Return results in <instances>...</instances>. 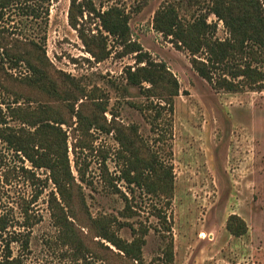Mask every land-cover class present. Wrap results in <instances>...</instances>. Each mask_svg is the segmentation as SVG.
<instances>
[{
    "label": "rangeland",
    "instance_id": "374dc122",
    "mask_svg": "<svg viewBox=\"0 0 264 264\" xmlns=\"http://www.w3.org/2000/svg\"><path fill=\"white\" fill-rule=\"evenodd\" d=\"M211 6L212 0H76L71 9V0H35L0 9V107L7 114L8 105L46 106L63 120L73 178L69 221L76 234L75 243L64 244L51 218L55 187L49 170L32 168L0 140V256L11 253L17 264H133L98 237L94 221L112 215L132 226L118 232L127 242L133 229L147 230L142 257L148 264H165L169 245L168 264H264V87L220 89L215 82L221 71L210 68L208 81L193 67V59L206 63L203 51L193 56L154 28L156 13L172 7L184 24L207 16L215 26L212 39L228 40ZM111 8L128 19L124 42L101 26L99 15ZM31 9L37 17L29 15ZM137 49L164 65L178 85L170 124L158 119L159 128L150 124L155 112L142 109L165 100L148 99L146 83H127L128 71L146 66L138 64ZM6 55L41 61L57 96L29 87L33 75L26 62L11 67ZM243 63L230 61L233 67ZM255 66L264 71V64ZM7 127L21 124L8 119ZM122 146L126 155H119ZM131 156L144 163L153 158L158 175L172 181L170 194L128 186L121 176ZM148 179L150 191L161 189ZM232 215L247 227L240 237L226 229ZM77 247L84 255L79 261Z\"/></svg>",
    "mask_w": 264,
    "mask_h": 264
},
{
    "label": "trees",
    "instance_id": "16d2710c",
    "mask_svg": "<svg viewBox=\"0 0 264 264\" xmlns=\"http://www.w3.org/2000/svg\"><path fill=\"white\" fill-rule=\"evenodd\" d=\"M23 1V2H21ZM35 0H0V9L12 5L13 3H28ZM43 4H48L49 0H38ZM76 0H71V9L74 8ZM210 13L222 21L227 29L230 38L223 42L213 40L212 35L215 32V26L207 23V16L195 19L190 24H184L179 20L175 9L165 7L156 13L154 19V28L163 35L173 37L177 43L187 48L195 56L200 51L207 55L206 63L192 60L196 72L204 79L211 81L212 70L222 72V78L217 79L215 86L227 92L235 93L241 90V87L247 86L252 89L264 87V71L259 67H252L255 63L264 64V0H212ZM48 11L46 10V15ZM31 17H37L34 9L30 10ZM102 28L113 38L124 42L127 39L129 29L127 26V17L117 8H111L105 13L99 15ZM76 26V25H75ZM34 49L39 52L41 49L38 45L31 43ZM138 64L145 63V67H140L136 71L127 72V83L130 86H142L143 83L149 85L143 88V93L150 98L165 100V105L161 102L153 103L152 101L145 104L142 109L145 114L155 112V116H150V124L160 127L156 124L158 119L166 118L171 120L172 98L178 95L177 82L168 74L167 69L162 64H156L141 53L139 49L135 50ZM12 66H17L21 62H26L27 69L33 77L26 83L29 87L34 88L41 93L56 95L53 83L46 76V71L42 62L37 64L21 57H9ZM0 58L5 60L4 55ZM40 58V57H39ZM246 58L251 61L247 62ZM238 59L243 63V67H233L230 61ZM40 63V67L37 65ZM227 72V73H223ZM224 76V77H223ZM240 79L237 83L235 80ZM241 82V84H240ZM52 90V92H49ZM82 95L84 90L81 87L77 89ZM17 103V102H13ZM74 114V108L69 110ZM169 113V115H167ZM8 119L17 121L21 127H7ZM64 124L60 115L51 110L50 107L39 106L34 109L7 106V114L0 107V140L5 143L8 149H11L18 155L21 154L31 164L32 168H46L50 172L55 192L51 193L50 209L51 218L60 230V239L64 244L75 243L76 234L74 226L69 218L70 201L72 188V176L68 163L67 137L61 126ZM161 132V130H160ZM160 134V133H159ZM163 134L158 135L159 141H163ZM125 147L119 155H126ZM132 155H134L132 153ZM121 159L122 157L119 156ZM152 158V157H151ZM123 159V158H122ZM126 162V171H123L121 178L128 186L135 185L138 188H146L147 193L169 195L172 188V181L163 173L158 175L157 169L160 165L152 161L144 163L137 157L131 156ZM161 168V167H160ZM28 172V171H26ZM30 173V171L28 172ZM33 174V173H30ZM34 177V175H31ZM148 176L159 183L160 190L150 191V184L146 180ZM149 188V189H148ZM166 188V192L165 189ZM125 211L130 212L126 207ZM127 212L124 216L128 217ZM98 229V237L109 243L110 246L122 253L127 259L134 264L145 263L142 257V247L144 246V235L146 229L134 232V239L127 242L120 238L118 232L123 228L130 227L128 223L118 220V218L108 215L101 216L94 221ZM227 231L235 237H240L246 233L247 227L244 221L238 216L232 215L226 224ZM1 238V237H0ZM77 247L75 250L79 257L77 261L84 258V255ZM81 258V259H80ZM163 262L168 264L172 260V246L169 245L164 251ZM0 264H17V259L11 258V253L0 256ZM152 264V263H149Z\"/></svg>",
    "mask_w": 264,
    "mask_h": 264
}]
</instances>
